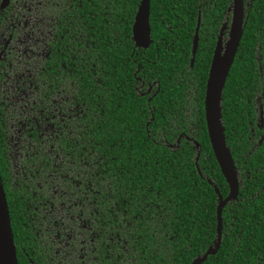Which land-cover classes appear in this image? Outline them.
Wrapping results in <instances>:
<instances>
[{
	"label": "trees",
	"instance_id": "trees-1",
	"mask_svg": "<svg viewBox=\"0 0 264 264\" xmlns=\"http://www.w3.org/2000/svg\"><path fill=\"white\" fill-rule=\"evenodd\" d=\"M230 1L149 0L152 42L143 55L154 56L153 42L159 38L177 39L178 46L185 50L182 54L169 53L165 61L161 57L164 66L159 70V93L148 103L134 95L130 86L132 58L136 57L130 26L139 0H67L64 5L63 19H59L67 47L64 65L82 115L71 129L72 136L64 135V140L56 143L63 156L61 166L79 182L92 179L97 199L94 220L104 235L98 234V241L103 238L101 245L107 243L105 233L110 227L127 243V258L133 264H189L212 239L216 196L207 180L222 196L227 186L208 143L202 94L214 36ZM249 1L242 35L223 85L220 113L225 145L234 166L251 172L254 167H264V139L254 149L248 139L249 129L254 127L255 92L262 94L264 122V0ZM198 9V49L192 67L200 81L196 93L201 97L192 129V139L199 148L195 162L196 151L189 141L181 138L173 149L164 143L174 144L179 134H187L188 124L181 110L183 85L180 87L171 76L173 71L187 67ZM77 35L81 40L76 46L73 38ZM70 46L79 48L75 61L68 58ZM169 111L176 115L172 125L166 118ZM254 132L255 136L260 133L255 128ZM5 154L0 125V183L18 252L19 247L29 245L30 222L36 214L33 208L38 205L40 190L33 187V180L26 182L27 190L23 186L9 187ZM42 161L44 158L33 155L26 162L32 170L40 163L47 171L49 164ZM242 182L244 190L250 180ZM249 198L250 194H239L242 201L230 205L232 216L242 217L243 223H248L254 213ZM227 214L222 212L224 217ZM249 231L244 228V240ZM246 246L250 247V242ZM220 247L233 248L230 234L222 238ZM220 253L203 264H212ZM227 253L226 263L235 264L233 252Z\"/></svg>",
	"mask_w": 264,
	"mask_h": 264
},
{
	"label": "flooded vegetation",
	"instance_id": "flooded-vegetation-1",
	"mask_svg": "<svg viewBox=\"0 0 264 264\" xmlns=\"http://www.w3.org/2000/svg\"><path fill=\"white\" fill-rule=\"evenodd\" d=\"M16 2L20 3V0H0V88L3 82L9 78L7 76L9 74L8 64L11 59V51L14 48H12V46H14L15 44H20L19 40L22 41L21 45L28 46L25 41L23 42L25 36L22 37V31L24 32V35L27 34L25 33L26 30L22 29V22L19 21L20 14H18L17 12L16 16H14L13 4ZM244 2H246V0H244ZM57 3L58 4L56 8L51 11L52 14L51 16H49V31L47 38L45 37L43 44L44 57L42 58L41 65L34 73L33 82L37 87L40 88V93L45 97H51L54 94H58L61 90L64 91L66 88L71 87L70 96L72 103L81 108V111L76 117L67 120L63 124V126L56 131L55 134H52L49 138H42V140L40 141L42 145L38 147L40 149L35 150L34 152H30L24 158L25 163L22 162L20 167V175L18 177L13 176L9 164L10 161L8 154V143L5 131L6 115L3 114L4 109L0 96V125L3 130V141L5 142L6 146L5 175L6 179L8 180L9 187L18 189L23 186L24 190H27L28 185L26 184V182L33 180V187H37V189L40 190L37 191L39 195L38 205L33 208V211H35L36 214H32L33 219L30 222V228L32 232L30 237L27 238L29 245L26 248L19 247V253L17 252V249L14 245L16 264H133L130 259L127 258L129 250L127 243L119 236H117V233H113L110 227L105 233L107 243L101 245L103 244V238L98 241V234H103L101 233V230H99L96 220H94L96 214L97 199L95 198L96 191L92 179L89 183L79 182L76 178L72 179V177L65 172V167L62 165L64 167V169H62L61 166V164L64 163L63 156L60 154L59 148L56 146V143L61 139L64 140V135L70 137L72 136L71 129L74 130L75 126L79 122V117L80 115H82V106L77 104V99H75V88L72 82L69 81L70 78L66 76L68 70L64 65V57L67 47L64 46V31H61L63 23L59 22V19H63V13L65 11L64 5L67 3V0H58ZM67 10H69V7H67ZM198 15L200 22L199 9L197 12V16ZM225 18H227L226 22ZM227 22L229 24V15L226 17L225 13V16L222 18L219 24L217 33L214 36L210 60L207 67V73L219 29L223 23H226V26L222 35V43L225 41V38L227 36ZM26 27L27 24L24 23V29ZM30 28V26L27 27V29ZM192 36L188 46L189 58L187 61V67L182 71H173V75L171 76L176 84H178L180 87L181 85H183L181 110L183 114V121L188 124L187 134H179L177 136V138L175 139L174 148H176L177 143L181 138L189 141L191 144V141H194L192 139V129L194 127V119L198 117V102L199 99H201L199 93H196V90L199 89L200 81L196 78V74H193L192 72L194 57L193 62L190 65ZM80 40V35H77L76 38H73L76 46L80 43ZM151 42L152 41L150 40L149 32V44L146 48H137L133 45V49L136 50V57L132 58L133 70L130 82L132 93L137 97H144L147 103L159 93V70L164 66V64L161 63V57H163L165 61L167 60V57H169V53L177 51L182 54L185 50L182 47L178 46L179 44H177V39L165 40L159 38L153 42V59V57H151L149 53L143 55L144 50L149 48ZM28 44H31L30 39L28 41ZM23 46H20V49ZM76 46H70L72 51L68 58L73 61L76 60L79 54V48ZM197 49L198 40L196 51ZM25 51L26 48L24 47V51L19 52V55L25 53ZM40 75H42L43 79H40ZM92 76L95 79V74H92ZM167 78L170 79L169 76H167ZM205 82L206 78L203 86L204 89ZM204 89L202 94V109ZM261 101L262 94L260 92H255L252 96L254 127H250V135L248 137L249 147H251L252 149L259 146L264 139V122ZM151 112L152 110L149 109L150 114ZM260 113L261 115H259ZM166 118L168 120V123L172 125L174 124L176 115L174 112L169 111L166 114ZM151 119L152 117L150 116L148 121ZM249 124L251 123L249 122ZM65 126L69 128V131H65ZM254 128L256 131L260 132L257 136H255ZM31 136H33V138L38 141L37 138L39 136L36 137L35 133L31 132ZM188 136L191 137V140L187 139ZM164 144L167 148H170V146L173 145L168 143ZM46 148H49V151L46 150ZM33 155H35L36 158H44V161H42V163L49 164V169L45 171L42 165L38 163L36 169L32 170V167L28 165L26 161L27 159H31ZM235 169L236 177L238 179L237 196L234 201L227 202L221 209V231L219 241H215V208L217 203L216 197L214 206V227L212 239L210 243L206 244L202 252L190 259L189 264H191L194 259L201 257L208 249H214L215 244H217V247L214 253L207 255L200 264H203L207 260V258L214 256L219 250L221 252L220 256L216 258V261L212 264H228V262L226 263V259L230 256L227 253L228 251L233 252L235 264H264V167H254L251 172L242 170V168L240 169L237 167H235ZM243 179L244 181L250 180L248 186L244 190L242 182ZM59 181L60 183L58 184ZM50 189L58 190V194L55 191H50ZM227 191L228 190H226L224 196H222L219 192L218 193L221 198H224L227 195ZM239 194H250V198L248 199V201L253 205L254 213L250 217L248 223H243V220H241L242 217L232 216V214L230 213L232 209L230 205L232 203L242 201L241 199H238ZM32 195H34V193H32ZM248 201L244 200V202ZM53 205L58 207L60 205V211L55 210L53 208ZM62 206H64L65 209H62ZM49 209L54 210V212L52 214H49ZM235 209L238 208H234V210ZM223 211L228 213L226 217L222 216ZM75 217L84 222L85 227L87 228V231H85V233H82L84 232V230H80V228L78 227L77 232H74L76 229L75 221L68 220L69 224L68 222H65V219L70 218L74 220ZM224 218L227 219L228 223L223 220ZM52 223H54L53 228ZM58 223L61 225L58 226ZM125 226H127V223L125 224ZM246 227L250 229L248 235L246 236L250 237V239H247L245 237L244 240V237L242 235L245 233L243 232V230ZM67 229H70L68 231H73V238L72 240H70V245L67 248H63L61 242L63 241V237L66 235ZM224 229L225 231H223ZM226 234H230L232 236L233 248L231 249L220 247L222 238ZM75 235H79V237L75 238ZM80 238H82V240L78 242V239ZM247 242H250V247L246 246ZM100 246L102 247L103 251H100Z\"/></svg>",
	"mask_w": 264,
	"mask_h": 264
},
{
	"label": "rangeland",
	"instance_id": "rangeland-1",
	"mask_svg": "<svg viewBox=\"0 0 264 264\" xmlns=\"http://www.w3.org/2000/svg\"><path fill=\"white\" fill-rule=\"evenodd\" d=\"M58 0H20V3L13 4L14 16L17 12L20 14L19 21L22 22V37L25 36V41L28 46H23L22 41L20 44L12 46L11 59L9 61V78L3 80V84L0 88V96L3 103V114L6 115L5 131L8 145L9 164L14 177L20 175V167L22 162L25 163V157L30 152L39 150L42 138H49L52 134H55L63 124L76 117L81 108L72 103L70 90L71 87L61 90L58 94H54L51 97H45L41 94V90L33 82L35 71L41 65L42 58L44 57L43 44L45 37L47 38L49 31L50 17L52 10L57 6ZM247 0L244 3H249ZM23 4V5H22ZM14 22V21H13ZM24 23L27 27L24 29ZM228 25V22H227ZM9 28V25H8ZM227 31V28H226ZM29 39L31 44H28ZM20 46L21 47L20 49ZM25 53L19 55V52ZM65 131H69V128L65 126ZM31 132L35 133L38 137L36 141ZM191 140V137H187ZM175 143L170 146V149L174 148ZM49 151V148H46ZM198 151V148H195ZM60 181L58 182V184ZM58 194V190L50 189ZM54 192V193H55ZM55 210L60 211V205H53ZM57 208V209H56ZM65 209L64 206L61 207ZM50 210L49 214H52L54 210ZM76 222L77 232L80 230L87 231L84 222L75 217L74 220L68 218L65 222ZM61 225L58 223V226ZM54 223H52V228ZM78 227V228H77ZM63 237L62 247L67 248L70 245V240L73 238V231H68ZM81 232V231H80ZM79 235H75L78 238ZM61 239V237H60ZM56 240V239H55ZM82 238L78 239V242ZM71 264V263H70Z\"/></svg>",
	"mask_w": 264,
	"mask_h": 264
},
{
	"label": "water",
	"instance_id": "water-1",
	"mask_svg": "<svg viewBox=\"0 0 264 264\" xmlns=\"http://www.w3.org/2000/svg\"><path fill=\"white\" fill-rule=\"evenodd\" d=\"M249 3H244V0H231L227 9L226 17L229 15V24L227 36L222 43V35L226 23H223L219 29L215 47L212 53L211 61L208 68V73L205 82L204 98H203V115L208 143L217 164L220 174L227 186V195L221 198L216 187L208 181L212 186L217 197L215 208L216 216V242L219 241L221 231V209L230 201H234L237 196L238 179L236 177V169L234 167L228 147L225 145L223 127L221 123L220 102L221 93L228 70L233 61L234 55L239 44L242 31L246 22L245 8L250 6ZM149 0H139L136 12L133 16V21L130 27V39L134 47L146 48L149 44ZM225 18V22H226ZM199 26V15L196 18L195 28L191 41V59L190 65L193 62V57L197 46V31ZM261 115V113L259 114ZM194 148H198L195 141H191ZM198 151L195 154V162L197 160ZM214 249H208L201 257L192 261L191 264H200L207 255L213 254ZM0 264H16L14 244L10 229L8 210L0 183Z\"/></svg>",
	"mask_w": 264,
	"mask_h": 264
}]
</instances>
